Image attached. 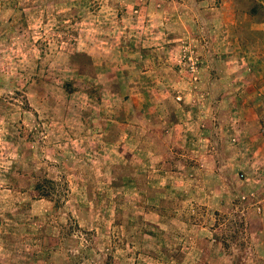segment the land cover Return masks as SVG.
<instances>
[{"label": "rangeland", "instance_id": "1", "mask_svg": "<svg viewBox=\"0 0 264 264\" xmlns=\"http://www.w3.org/2000/svg\"><path fill=\"white\" fill-rule=\"evenodd\" d=\"M162 5L0 0V264H264V0Z\"/></svg>", "mask_w": 264, "mask_h": 264}, {"label": "trees", "instance_id": "2", "mask_svg": "<svg viewBox=\"0 0 264 264\" xmlns=\"http://www.w3.org/2000/svg\"><path fill=\"white\" fill-rule=\"evenodd\" d=\"M62 183L59 180H56L54 178H49L45 177L41 180H38L34 185H33V190L35 195L40 196V197H48L52 200L56 201V205L59 206L60 202L56 198V196L61 195L60 194V189L62 188ZM215 213L219 216H221L223 219L228 218L227 214H221L219 211H215ZM245 221L241 222V225L244 227ZM220 226L221 224L218 222L217 224ZM225 231H230V233H237L239 230H236L235 224L229 225L228 229ZM238 235H234L232 237V234L229 235V237H224L223 239H220V237H217L216 240L218 243H220L227 251L231 250V252L234 254L236 251L234 250V243L237 240ZM241 245L245 246V243L242 242ZM106 264H109V260H106ZM230 264H246L245 262V256H238L235 258L234 261H232Z\"/></svg>", "mask_w": 264, "mask_h": 264}, {"label": "crops", "instance_id": "3", "mask_svg": "<svg viewBox=\"0 0 264 264\" xmlns=\"http://www.w3.org/2000/svg\"><path fill=\"white\" fill-rule=\"evenodd\" d=\"M145 1L146 2H158L159 4L160 3L165 4V5H162L161 9L156 8L155 13L161 17H163L164 11H166L167 9H170L168 7V4L173 3V0H144V2ZM160 38L161 37L151 36L150 37L151 41L149 39H148V41H145L146 44H143V46H141L142 48H140V52H139L140 62L139 63L137 62L138 64H143L147 60V57H149L150 55H151V58H149V61H151L154 65L156 64V62L158 61V52H165V50H162V49H166V47H167L164 45L163 42L160 41ZM147 46H149L150 48H146ZM151 47H155V48H151ZM137 66H139V65H137ZM142 73H146V71H143ZM189 135H190V133H189ZM254 136H257V134H255ZM254 136H252V137H254ZM262 138L264 139V136H262L261 139ZM188 142H190V141H188ZM199 159L201 160L200 155H199Z\"/></svg>", "mask_w": 264, "mask_h": 264}, {"label": "built area", "instance_id": "4", "mask_svg": "<svg viewBox=\"0 0 264 264\" xmlns=\"http://www.w3.org/2000/svg\"><path fill=\"white\" fill-rule=\"evenodd\" d=\"M135 11L139 12L138 9H136ZM185 48L186 49L184 50L183 60L185 64H187L189 67V71L191 72L192 75V80L194 82H197L199 81V76H200L199 58L194 49H191L189 46H186ZM178 99H180V96L178 97Z\"/></svg>", "mask_w": 264, "mask_h": 264}]
</instances>
